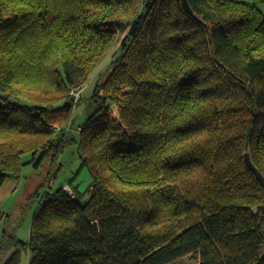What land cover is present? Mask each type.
Returning a JSON list of instances; mask_svg holds the SVG:
<instances>
[{
	"label": "trees",
	"instance_id": "obj_1",
	"mask_svg": "<svg viewBox=\"0 0 264 264\" xmlns=\"http://www.w3.org/2000/svg\"><path fill=\"white\" fill-rule=\"evenodd\" d=\"M188 2L200 20L182 0H0V188L68 144L91 175L84 204L71 185L43 194L28 240L3 231L0 263L264 264V187L246 162L264 176V13Z\"/></svg>",
	"mask_w": 264,
	"mask_h": 264
},
{
	"label": "rangeland",
	"instance_id": "obj_2",
	"mask_svg": "<svg viewBox=\"0 0 264 264\" xmlns=\"http://www.w3.org/2000/svg\"><path fill=\"white\" fill-rule=\"evenodd\" d=\"M241 1L254 2L264 13V0ZM107 61L108 58L100 65L89 81L84 84V95H82L81 101L76 104L73 111L72 134H76V130L78 129L77 131H79L81 126L97 109V105L92 101L91 96L96 83L103 82L108 76L106 70L108 66ZM102 94L103 91H100L99 95L101 96ZM23 104H27V102ZM23 159L25 162L31 161L32 155L27 154ZM16 180L17 182L19 181L20 186L10 198L9 203L5 205L7 212L3 218L2 230H5L9 234L14 233L21 240H28L30 238L33 216L39 206L41 197L46 191L51 190V192H56L60 188L69 190L68 185H71L83 193L80 199L82 204L86 203L90 196L87 190L91 183V175L88 168L82 165V160L75 144H68L55 160L51 157H46L39 167H35L33 163L26 164L20 178ZM11 251L5 255V259L10 255ZM21 264H28V254L25 251L21 253ZM171 264L198 263L189 254Z\"/></svg>",
	"mask_w": 264,
	"mask_h": 264
},
{
	"label": "crops",
	"instance_id": "obj_3",
	"mask_svg": "<svg viewBox=\"0 0 264 264\" xmlns=\"http://www.w3.org/2000/svg\"><path fill=\"white\" fill-rule=\"evenodd\" d=\"M20 183L15 179H7L0 188V236L3 231V218L6 214L5 205L9 203L10 198L16 193Z\"/></svg>",
	"mask_w": 264,
	"mask_h": 264
},
{
	"label": "water",
	"instance_id": "obj_4",
	"mask_svg": "<svg viewBox=\"0 0 264 264\" xmlns=\"http://www.w3.org/2000/svg\"><path fill=\"white\" fill-rule=\"evenodd\" d=\"M182 6L183 8L186 10V12H188L189 14H192L194 16V18H196L197 20H200V18L194 14L188 0H182ZM246 162L247 165L249 166V168L254 172V174L256 175L257 179L260 181V183L263 185L264 187V176L263 174L254 166V164L252 163L249 154H246ZM263 214H264V206H263Z\"/></svg>",
	"mask_w": 264,
	"mask_h": 264
},
{
	"label": "built area",
	"instance_id": "obj_5",
	"mask_svg": "<svg viewBox=\"0 0 264 264\" xmlns=\"http://www.w3.org/2000/svg\"><path fill=\"white\" fill-rule=\"evenodd\" d=\"M82 90H83V88L81 87V88H79V90L74 92V94L76 95L77 99L81 97ZM68 189L69 190H67V189H65V190H67L69 192V194L73 195V190H72V187L70 185H68ZM70 191H72V192H70Z\"/></svg>",
	"mask_w": 264,
	"mask_h": 264
}]
</instances>
